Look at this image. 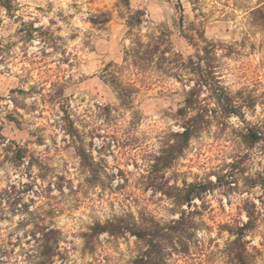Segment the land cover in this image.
<instances>
[{
    "label": "clouds",
    "instance_id": "obj_1",
    "mask_svg": "<svg viewBox=\"0 0 264 264\" xmlns=\"http://www.w3.org/2000/svg\"><path fill=\"white\" fill-rule=\"evenodd\" d=\"M0 129V264H264V0H0Z\"/></svg>",
    "mask_w": 264,
    "mask_h": 264
},
{
    "label": "rangeland",
    "instance_id": "obj_2",
    "mask_svg": "<svg viewBox=\"0 0 264 264\" xmlns=\"http://www.w3.org/2000/svg\"><path fill=\"white\" fill-rule=\"evenodd\" d=\"M0 131H2V129H0ZM96 147H97L98 149L102 150V149H103V141H102V140L97 141V142H96ZM120 175H123V172H122V171L120 172ZM26 207H27V206H26ZM250 227H252V226H250Z\"/></svg>",
    "mask_w": 264,
    "mask_h": 264
},
{
    "label": "trees",
    "instance_id": "obj_3",
    "mask_svg": "<svg viewBox=\"0 0 264 264\" xmlns=\"http://www.w3.org/2000/svg\"><path fill=\"white\" fill-rule=\"evenodd\" d=\"M250 226H251V225H250ZM250 226H249V227H250Z\"/></svg>",
    "mask_w": 264,
    "mask_h": 264
}]
</instances>
